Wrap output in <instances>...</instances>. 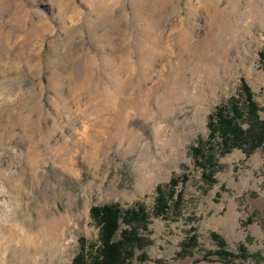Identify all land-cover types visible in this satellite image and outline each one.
Instances as JSON below:
<instances>
[{"label":"rangeland","instance_id":"rangeland-1","mask_svg":"<svg viewBox=\"0 0 264 264\" xmlns=\"http://www.w3.org/2000/svg\"><path fill=\"white\" fill-rule=\"evenodd\" d=\"M251 1L0 0L5 31H14L10 13L16 5L31 17L25 33L13 32L26 48L6 50L9 62L21 57L19 72L0 83V140L9 139L0 144V166L18 190L0 178V210L8 214L0 213V264H7L9 253L20 263L7 245L6 228H42L51 220L60 223L58 251L40 264H72L81 241H98L91 209L112 204L123 210L143 205L149 216L148 231L140 232L152 244L136 251L133 264H264V146L249 157L241 149L225 156L216 149L214 169L205 171L191 153L208 142L209 118L239 98L243 82L264 120V0H255L261 15L241 19L245 27L219 47L209 72L192 69L206 61L190 60L180 40L184 32L189 44L201 46L213 38L226 8L237 5L244 13ZM33 22L38 37L30 35ZM18 114L38 123L28 132L11 126ZM240 124L249 127L247 118ZM41 141L47 144L30 166L29 145ZM204 172L212 181L203 179ZM173 178L180 181L176 193H183L180 210L155 217L156 188ZM212 234L225 240L228 252L238 256L244 247L248 257L215 255ZM193 235L197 246L185 253Z\"/></svg>","mask_w":264,"mask_h":264},{"label":"trees","instance_id":"trees-1","mask_svg":"<svg viewBox=\"0 0 264 264\" xmlns=\"http://www.w3.org/2000/svg\"><path fill=\"white\" fill-rule=\"evenodd\" d=\"M260 58L264 68V49ZM239 92V98L229 99L225 106L217 108L215 114L209 118L208 142L191 149L195 165L203 171L208 168L214 169L216 149L219 150L221 156L235 149H241L249 157L255 150L264 146V120L259 115L260 109L254 100L253 93L245 82L242 83ZM244 118L248 119V129H244L240 124ZM216 140L219 142L213 146ZM212 176V174L203 173V179L206 181H212ZM186 181L187 177H183L181 182ZM179 182L178 179L173 178L166 187L156 188L153 210L155 217H165L172 209L176 212L180 210L183 193H176ZM176 194V201H173ZM90 213L99 228L98 241L90 245L81 241L80 251L72 264H133L136 251H143L152 244L148 237L140 232V230L148 231L149 216L143 205L131 210H123L118 204L105 205L93 207ZM122 225L127 226V229L123 230L121 238L117 239ZM195 231V229L192 230V232ZM211 237L218 247L214 254L222 259H246L248 257L244 247H241V253L237 256L226 250V242L220 235L212 234ZM183 246L185 253L195 248L197 246L196 235H193L190 241ZM141 256V259H147L145 253ZM207 258L205 257V260H208Z\"/></svg>","mask_w":264,"mask_h":264},{"label":"bare ground","instance_id":"bare-ground-1","mask_svg":"<svg viewBox=\"0 0 264 264\" xmlns=\"http://www.w3.org/2000/svg\"><path fill=\"white\" fill-rule=\"evenodd\" d=\"M21 6L19 4L16 5L14 8V11L10 13V19L11 18L14 19L13 26H14V31L17 34L25 33L23 28H22L23 24L25 23L24 21L27 18H28L27 19L28 21H30V19H31V17L25 16V14H27V12L23 9L24 7L22 8ZM251 6L253 7L254 10L251 9ZM254 6H255V8H254ZM248 7H249L248 10L245 11L244 13L240 12V6H237V5H235V6L231 5V6H229V8H226L222 12L223 13L221 15L222 17L220 16L221 19L219 21H216L215 27H213V29H212L211 35H213V36H211V37H213V38L204 41V43H202L201 46L200 45L196 46V45H194L193 42H191L189 44V40H191V38L189 37L186 40L185 38L188 36L184 32H183L184 33L183 36H182L183 33L181 34L180 40L183 44L182 50L184 52H189L190 60L199 58L202 60L204 59L203 61H206L200 65H199V63H201L200 61L198 63H195L196 65L192 63L191 65H193L192 69L194 71L209 72V70L211 69V66L216 63V61L213 58L216 56L215 53L219 51V47H221L223 45L224 41L225 42L229 41V39H230L229 37L232 36L233 34L235 37V34H237L239 32V30L241 29V27L244 26L241 19H245L247 17H249V18L252 17L251 15L253 14V12L255 14L261 15L260 11H258L259 5H257L255 0L254 1L252 0L250 2V4H248ZM212 11H214L216 14L218 13L219 10L217 9L216 4L212 6ZM246 20L247 19H245V21ZM2 25L3 24L0 23V51H1L0 52V57H1V59H0V83L4 82L5 79L6 80L10 79L13 74H16L15 72H19L20 65H21L20 64L21 63V57L20 56H18L16 58L14 57L13 61L9 62V61H11V58H10V56L7 55L6 50L7 49L9 50V47L13 46V45L17 46L16 48L21 49V50H24L26 48L25 45H23V43H22L23 38H20V39L13 38V36L15 34V33H13L14 31H5V29L3 28L4 26H2ZM32 27L34 28V30L32 32L29 31L30 35L36 34V36L38 37L40 34L39 32H41V30L36 28L35 23ZM26 39H27V37H26ZM225 39H227V40H225ZM218 44H219V46H218ZM4 45L6 46L5 48H3ZM208 53H210V56L208 55ZM3 56H4V58H2ZM200 57H202V58H200ZM185 63L186 62H184V60H182V65H184ZM19 75H21V74H19ZM21 117L22 116L19 114H18V116H15L13 119V122L11 123V126L15 127L16 125L21 124L23 126L24 130L28 132L30 130V128L31 129L33 128L31 126H34V124L37 122V121H33V119L29 116L24 118V119H22ZM2 128L3 127H1L0 129L2 130ZM36 128L37 127H35V129ZM3 129H5V128H3ZM9 130H11V129H8L7 132H9ZM4 135H5V133H4ZM6 139L9 140L8 138H6ZM7 140H0L1 147L7 143ZM31 140L32 139H30V141ZM46 144H47L46 141H44V142L41 141L38 143L33 142V144L31 146L29 145V148L27 150L28 153L26 152L27 157L29 158L28 165L34 166L36 164V162H37L36 161L37 157L35 156L36 150L39 148L45 147ZM26 153H25V156H26ZM4 171H5L4 168L0 166V178L1 177L4 178L6 184H8L9 190H11V191L17 190L16 188L9 185V183H11L12 180H11V182H9L10 181L8 179L9 177L6 176ZM15 174H17V173H15ZM21 182H23V181H21ZM14 185L15 184H13V186ZM16 187H18V186H16ZM0 192H1V188H0ZM2 202H3V195H1V193H0V203H2ZM0 213H1V215H4V217H7V215H8V214H6V210L4 208L0 210ZM0 219H2V218H0ZM15 221H17V220H15ZM55 222L53 220L46 222L42 228L39 227L38 224H33V223L22 225V227L16 225V223H13L12 225H10L8 228L5 229V233H6L5 235L7 236V239H6L7 245L10 244V242H11L12 252L14 253L15 258L20 261L19 264H28L27 260H30V264H40L41 262L44 261V258L46 256H49V261L51 260V257L53 258V256L58 251V249L56 247V243L58 241L56 232L58 229V225H60V223H58V221H55ZM41 238L44 239L43 242H39V240ZM4 251L5 250H2V252H4ZM8 251L10 252L9 249H8ZM9 255H10V253L7 255V264H15L14 261L12 260L13 258H11V260L9 259V257H8ZM28 255H30V258H28Z\"/></svg>","mask_w":264,"mask_h":264}]
</instances>
